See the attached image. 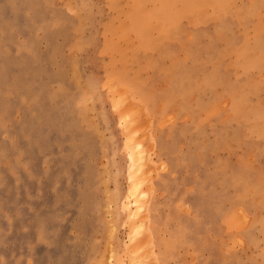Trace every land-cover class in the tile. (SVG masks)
<instances>
[{
    "label": "rangeland",
    "instance_id": "374dc122",
    "mask_svg": "<svg viewBox=\"0 0 264 264\" xmlns=\"http://www.w3.org/2000/svg\"><path fill=\"white\" fill-rule=\"evenodd\" d=\"M0 264H264V0H0Z\"/></svg>",
    "mask_w": 264,
    "mask_h": 264
},
{
    "label": "bare ground",
    "instance_id": "6f19581e",
    "mask_svg": "<svg viewBox=\"0 0 264 264\" xmlns=\"http://www.w3.org/2000/svg\"><path fill=\"white\" fill-rule=\"evenodd\" d=\"M119 117H120V119H122L121 121L123 122L122 123L123 124L122 125L123 126L122 129H123V132H124V135H125V139H124V147H125V152H126L125 153V156L127 157L129 167L132 168L136 164L135 167L137 169L139 168L138 170H141V169H143L142 166H144L142 164L143 162H141L142 160H140L141 155H143L142 154V152H143L142 151V144L134 138V136H133L134 133L132 134V132L130 130L129 124H131V122L129 121V118L124 116L123 117L124 118V121H123V118L121 116H119ZM138 154L139 155L141 154L140 157H139ZM139 166H141V167H139ZM136 168H132L133 171H135V176H136V171H138V170H136ZM131 171L132 170H130V173H131L130 178L132 179V177H134L133 176L134 173L132 174L133 171L132 172ZM134 181L135 180L133 178V180L131 182V185H130V188H129V191H128V193L131 194V195H136L139 192V190H138L139 189L138 188V184L135 185Z\"/></svg>",
    "mask_w": 264,
    "mask_h": 264
}]
</instances>
